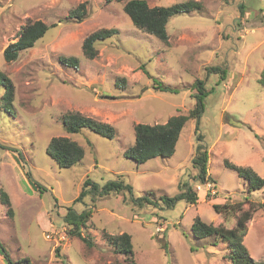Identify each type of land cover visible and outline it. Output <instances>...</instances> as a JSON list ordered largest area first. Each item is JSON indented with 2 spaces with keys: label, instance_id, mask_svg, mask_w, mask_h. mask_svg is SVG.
<instances>
[{
  "label": "rangeland",
  "instance_id": "1",
  "mask_svg": "<svg viewBox=\"0 0 264 264\" xmlns=\"http://www.w3.org/2000/svg\"><path fill=\"white\" fill-rule=\"evenodd\" d=\"M126 1L0 0V71L15 90L10 109L0 108V242L13 264L124 262L105 235L123 232L131 234L137 264H233L227 242L193 233L195 217L234 227L238 213H217L214 203L264 200V186L249 192L224 163L251 166L264 177V0H200L203 10L169 18L168 42L134 26ZM82 2L85 17H70ZM35 20L50 28L6 61L5 48ZM101 28L117 32L99 41L98 55L89 59L83 41ZM64 56L79 62L69 66ZM211 67L224 69V77ZM157 81L180 90L161 91ZM201 86L210 91L204 110L186 122L171 157L138 162L126 155L136 124L188 115ZM4 93L0 88V101ZM68 111L111 123L115 136L88 127L68 133ZM54 136L76 140L83 159L60 167L46 151ZM205 149L211 179L202 182L194 159ZM189 186L197 191L195 204L177 199ZM70 211L90 212L80 231L92 246L69 233ZM247 225L244 245L264 264V211L258 208ZM1 252L0 264H9Z\"/></svg>",
  "mask_w": 264,
  "mask_h": 264
},
{
  "label": "trees",
  "instance_id": "2",
  "mask_svg": "<svg viewBox=\"0 0 264 264\" xmlns=\"http://www.w3.org/2000/svg\"><path fill=\"white\" fill-rule=\"evenodd\" d=\"M113 1L120 2L123 0H107V2ZM203 5L204 4L200 0H186L175 2L170 5L156 6H150L147 0H127L123 9L130 17L134 26L150 35H154L163 42H168L169 34L167 31V23L169 18L178 13L203 10ZM86 13V2H82L76 8L72 9L69 15L70 17L82 19L85 17ZM49 28L50 25L42 20L28 21L25 23L20 30L18 39L5 48V60H16L21 51L33 47L36 41L43 37ZM116 32V28H101L90 33L83 41L82 49L84 55L89 59L95 58L98 55L96 44L101 40L107 39ZM61 61L70 66L77 65L79 59L76 56H64L61 57ZM211 69L214 73L222 72V78L226 72L219 67H211ZM199 83L202 85V82ZM260 83L264 85V70L261 75ZM118 85H121L120 81H118ZM154 87L161 91H170L174 93L180 90L175 87L164 85L158 81ZM0 88H4L5 90L0 101V108L9 110L15 96L14 84L12 80L1 71ZM199 92L200 94L196 96L198 101L188 115H173L164 123L149 124L140 122L136 124L135 141L134 144L126 150V155L138 162H146L160 155L171 157L176 151L178 139L186 122L190 118H198L204 110V99L210 91H206V88L201 86ZM63 124L68 133H76L82 128L88 127L109 138H113L116 134V129L111 123L86 115L80 111L66 112L63 115ZM46 151L60 167H71L75 165L83 159L85 154L84 147L69 136L52 137ZM202 152L197 154L194 162L199 168L198 179L202 182H207L211 179V175L207 171L208 151L205 149ZM224 163L226 166L234 169L247 181V189L249 192L261 189L264 186V177L251 166L239 165L229 159H225ZM4 194L2 199L4 203L8 205L11 203L9 201V196L7 193ZM178 198H184L190 203L195 204L198 200V194L197 191L189 186L186 191L178 195L177 199ZM166 199H168L167 201L171 200V202L174 200L168 196ZM213 207L217 213H225L226 215L238 213L236 225L234 227H227L222 223L215 224L213 222H206L201 217L197 216L192 225L193 233L200 238L215 236L217 239H222L227 242L230 248L229 257L233 264H260L259 261H256L250 255L247 247L244 245V237L248 231L247 223L253 218L254 212L257 211L258 208L264 211V200L256 203L246 198L245 201L234 203H214ZM89 213L87 212L86 214L84 212L79 215H74L70 211L67 222L73 226L69 230L70 234L80 236L89 246H92V240L82 235L80 231V225L88 220L90 216ZM71 214L76 220L70 217ZM105 235L108 241L116 247V251L126 256L124 262L115 261L106 264H137L134 258L131 234L123 232L120 234L105 233ZM162 246L166 251L169 249L167 241H164ZM0 249L2 251L1 253L5 255L6 260H8V263L13 264L10 254L3 247L1 242Z\"/></svg>",
  "mask_w": 264,
  "mask_h": 264
}]
</instances>
